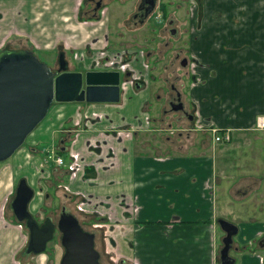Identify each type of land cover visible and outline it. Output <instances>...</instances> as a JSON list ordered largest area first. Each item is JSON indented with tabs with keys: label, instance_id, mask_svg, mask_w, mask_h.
I'll use <instances>...</instances> for the list:
<instances>
[{
	"label": "crops",
	"instance_id": "obj_1",
	"mask_svg": "<svg viewBox=\"0 0 264 264\" xmlns=\"http://www.w3.org/2000/svg\"><path fill=\"white\" fill-rule=\"evenodd\" d=\"M2 2L18 12L9 16L0 12V49L5 43L25 44L24 38H30L39 48L63 53L71 72L89 69L93 54L101 50L129 52L108 47L105 32L112 29L105 21L106 7L100 17L92 10L86 17L88 12L81 11L86 0H42L41 12L21 0ZM190 19L186 48L191 63L184 91L193 114L192 129L181 128L184 135L179 140L185 146L167 136L155 139L154 146L144 138L147 86H123L114 104L50 105L27 135L25 147L7 159L10 164L0 165V264H32L31 260L46 264L48 260L43 255L24 257L27 234L2 206L23 176L37 187V192L32 189L35 209L41 206L40 193L45 178L51 176L47 169L51 173L57 167L52 160L50 165L42 162L50 151L67 160L65 165L62 162L64 167L72 163L68 155L80 161L72 187L93 193L90 220L102 244L105 240L109 263L218 264L223 234L216 220L238 219L230 222L237 228L229 250L232 255L228 252L233 264H264V208L248 216L236 214L242 212L243 187H264V176L259 178L264 166L260 170L256 159L264 150V131L253 129L256 120L264 117V0H196ZM108 36L113 37V31ZM134 118L145 125L136 128ZM212 128L226 131L234 143L229 148L231 161L224 145L212 141L208 132ZM103 141L104 146L99 144ZM93 144L99 147L92 149ZM244 148L253 157L241 162L237 157ZM252 158L256 160L251 162ZM64 167H57L64 174L62 181L67 177ZM233 191L241 192L235 204ZM219 201L223 208H218Z\"/></svg>",
	"mask_w": 264,
	"mask_h": 264
},
{
	"label": "rangeland",
	"instance_id": "obj_2",
	"mask_svg": "<svg viewBox=\"0 0 264 264\" xmlns=\"http://www.w3.org/2000/svg\"><path fill=\"white\" fill-rule=\"evenodd\" d=\"M22 3L31 6H37L39 9V12L42 11L43 2L42 0H21ZM93 2H88V4L85 3L83 9L81 11L88 12L86 17L90 14V11L93 10L94 6ZM102 6L107 8V14H106V24L107 27L109 26L111 32L108 31V28L105 33H107V39H108V47L114 50L120 49V48H126L129 49L128 54L130 55V62L127 64V69L131 72H138L137 69H139V74L141 81L139 80V84L142 87L147 86L149 88V101L146 103V111L147 117H144V121L147 125L145 130V136L144 138H148L149 143L154 146L155 144H152L155 139L160 138L161 140L164 139L165 136L171 137L173 141L176 143V145H180L183 147L185 146L184 140L181 139L180 136H183L184 134L181 132V128L188 126L189 121L185 117H182L180 113L178 112H170L168 107H166V102L169 100V98L173 95L172 88L174 90L179 92L181 102L186 105L185 103V84L188 80V73L187 68L188 63L191 62V59L187 54L185 53L186 48L185 46V40H186V32L189 30L190 26V18H191V12L195 8L196 0H156V7L154 8L153 12L151 13L150 17L145 19L142 23H138L135 19H132V14L135 11L137 0H101ZM15 4V3H13ZM6 2L0 3V12L3 13L5 16H9L10 14H16L17 10L9 9L8 7H5ZM12 8H15V5H12ZM159 8H163V14L164 18L160 20L153 19V16L155 15V12L158 11V13H161V10ZM160 10V11H159ZM82 13V12H81ZM80 13V15H81ZM162 14V13H161ZM162 14V15H163ZM84 15L81 16V18H86ZM168 19L172 20V23L170 25L166 24V21ZM163 20V21H162ZM17 30V29H16ZM169 30H171L173 33L170 34ZM19 31V30H18ZM113 31V37L109 38L108 34L111 35ZM11 35H14L13 33H10ZM25 37V36H20ZM26 40L25 44L20 45H13L10 43L5 46H3L0 50L6 49V50H17L18 48L21 49H28L27 51H30L38 61L44 63L47 67L55 68L56 66V60L59 50L54 52H48L45 50V48H39L36 44L33 43V40L30 38H24ZM88 48V45L84 48L85 50ZM92 51H96L95 47L91 48ZM47 51V52H46ZM87 51V50H86ZM184 51V52H183ZM138 52L141 53L137 54ZM90 53V52H89ZM121 53L115 54L120 55ZM134 56V61L131 62V59ZM140 61L139 65L138 60ZM185 60V66H180V60ZM141 66H144L142 68ZM88 67H90L88 63ZM187 74V75H186ZM130 79L123 80V83L125 84V87H131L133 89V86L129 83ZM132 84V83H131ZM121 90L119 91V93ZM56 103H52L51 107L55 105ZM166 110L165 112L163 110ZM169 110V111H168ZM188 112H191L188 110ZM190 114V113H189ZM178 117H181L182 124H179ZM135 124L136 128L140 126H144L143 124H137L135 121V118L131 120ZM149 128L151 130H149ZM255 131H264V130H257L255 126L253 127ZM137 129H134L136 131ZM180 132V133H179ZM225 133V131H222L221 133ZM220 133V135H221ZM29 135V134H28ZM151 137V139H150ZM159 139V140H160ZM183 139V138H182ZM27 141V138H25L22 145L16 150L18 151L22 147H25V143ZM213 141V139H212ZM93 141H90L92 143ZM214 142V141H213ZM73 143V141H72ZM216 143V142H214ZM219 145H224V148L226 150V155L228 161L232 160L230 156V147H233V142L229 138L228 142H220L217 143ZM96 146L95 144H93ZM14 151V153L16 152ZM244 154L239 155L237 159H240L241 162L246 159H249L250 157H253L251 155H246V150L244 148L243 150ZM55 153V154H54ZM251 154V153H250ZM59 155V152H52L45 153V157L42 159V162L48 163V165L51 164V160L53 161L54 165L56 166V163L54 162V157H58L65 162H67L66 159H62ZM52 157V158H51ZM68 157L71 159V169L69 170V164L68 166L64 167L63 164L57 165V167H61L63 169H67V177H65V180H59L60 176L63 179V173L60 168L55 167L56 170L51 171L47 169V175L51 176L45 178V190L44 193H40V195L43 197V203L41 204L40 208L35 209L33 202L29 203L28 211H36L37 222H41L43 218L49 219L52 223H55L57 221L58 216L61 214V210L63 209L66 214H71L73 217L77 218L80 222V224L83 226V228L90 232L94 230L92 228V221L90 220V212L92 202H94V197L92 192H84L83 190H80L78 188L72 187V182L74 181L75 177L72 178L70 174H75V171L77 169V166H79L81 163L80 161L77 162L75 159V155H68ZM9 159V158H8ZM259 161V169L264 166V150H260L258 152V157L256 158ZM254 158L251 159V162L256 160ZM49 160V161H48ZM8 162H0V165L3 163L10 164V160H7ZM65 162L64 165H65ZM235 162V161H234ZM52 163V165H53ZM229 167H231V163L229 164ZM249 167V163L245 165V168ZM83 168V167H82ZM242 168V172L244 171ZM261 170V169H260ZM259 170V171H260ZM53 172V173H52ZM264 173V171L262 170ZM9 173V170L5 168L3 174L7 175ZM262 173V174H263ZM62 174V175H61ZM252 174V173H251ZM250 174V175H251ZM264 175H259V178L262 179ZM23 178H26L23 176ZM52 178V179H51ZM40 182V179H38ZM54 182H53V181ZM248 180V179H247ZM1 181V180H0ZM8 181V180H7ZM10 181V180H9ZM8 181V182H9ZM30 186L31 189L37 190L36 185L30 184V179L26 181ZM263 182V181H262ZM261 182V183H262ZM40 184V183H38ZM250 187H243L242 188V206L241 211L242 212H236L238 215H245L248 216L250 212L255 210H261L264 207V187L257 186L256 184L253 186L250 184ZM42 188V187H41ZM37 192V191H36ZM47 194V197L45 198V195ZM241 192L234 193V191L231 193V200L236 203L234 200L241 198L240 197ZM39 196V195H38ZM40 197V196H39ZM10 201V197H9ZM36 201V199H35ZM88 201L90 203H88ZM92 201V202H91ZM37 202V201H36ZM223 201H219L217 206L218 208H223ZM237 205V204H236ZM6 208V207H5ZM229 209V205H228ZM234 211H240V208L234 207ZM246 211V213H245ZM244 216V217H245ZM76 219V220H77ZM228 222H239L238 219L230 220L227 219ZM247 220V219H242ZM20 224V226L24 227V222L20 221L17 222ZM24 230L25 227H24ZM27 231V230H26ZM95 233L94 236V249H97V252L99 254V259L101 262L100 264H111L109 263V255L106 253L105 250V240L104 244H102V241H100V232L93 231ZM93 234V233H92ZM59 238L60 234L55 230L52 239L46 244L45 250L38 254L43 255L47 260L46 264H58L57 260L62 255V248L59 244ZM104 238V237H103ZM102 240V237H101ZM264 248V247H263ZM37 255V256H38ZM229 255H232V252H229ZM23 256V255H22ZM36 255L29 254V256H24L26 259H29L31 257H35ZM53 256V257H52ZM98 259V261H99ZM33 260L29 261V263H32Z\"/></svg>",
	"mask_w": 264,
	"mask_h": 264
},
{
	"label": "water",
	"instance_id": "obj_3",
	"mask_svg": "<svg viewBox=\"0 0 264 264\" xmlns=\"http://www.w3.org/2000/svg\"><path fill=\"white\" fill-rule=\"evenodd\" d=\"M145 3L148 4L146 14L153 3ZM56 64L57 69L52 71L30 51H0V162L22 145L52 103L114 104L119 101L118 72L67 71L63 53L58 54ZM31 196L32 190L23 178L20 179L10 208L15 220L23 221L27 229L25 253L39 254L50 241L54 226L49 219L39 227L33 221L26 210ZM216 225L223 234L218 264H233L228 252L237 228L223 219H217ZM55 229L60 234L59 244L63 251L58 264H99L93 234L83 231L75 217L62 209Z\"/></svg>",
	"mask_w": 264,
	"mask_h": 264
},
{
	"label": "flooded vegetation",
	"instance_id": "obj_4",
	"mask_svg": "<svg viewBox=\"0 0 264 264\" xmlns=\"http://www.w3.org/2000/svg\"><path fill=\"white\" fill-rule=\"evenodd\" d=\"M86 1H89V2H93L94 1V6H93V10H92V13L93 14H96V12L98 11V15H97V17H100V15H101V13H103V11H104V8L105 7H103L102 6V3H101V0H86ZM145 1H152V3H153V6H152V9L148 12V13H146L145 14V10L148 8V4L147 3H145ZM96 6H99V7H96ZM156 7V0H137V3H136V7H135V11H134V13L132 14V19H135L139 24L140 23H142L145 19H147V18H149L150 17V15H151V13L153 12V10H154V8ZM103 9V10H102ZM160 9V8H159ZM102 10V11H101ZM99 11H101V12H99ZM160 11V10H159ZM162 14H163V12H161ZM159 14L158 13V11H156L155 12V15L153 16V19H155V20H160V19H162V18H164V15H162V14ZM163 21V20H162ZM172 23V20L171 19H168L167 21H166V24L167 25H170ZM189 31V30H188ZM188 31L186 32V38H187V35H188ZM169 33L170 34H172L173 32L171 31V30H169ZM187 44H188V39H186L185 40V48H186V46H187ZM101 52H103L104 54L103 55H100V57H99V53H101ZM184 52V51H183ZM185 53L188 55V52H187V48H186V50H185ZM137 54H139V56L141 55V53L140 52H138ZM130 55H131V53H127V52H123L122 54H120V55H116L115 56V54H110V53H108L106 50H101V51H99L98 53H96V54H93V59H92V61H91V63H90V67H89V69H85V70H92V71H107V72H109V71H116V72H118V74H119V91H120V89L125 85L124 83H123V80H127V79H130L129 80V83H130V85H132L133 87H135V88H137V89H139V88H141V85L138 83L139 82V80L141 81V79H140V76H142V75H140L139 74V70H138V72H131V71H129L128 69H127V64L130 62ZM76 56V55H75ZM134 56L135 55H133V58L131 59V62H133L134 61ZM107 58H108V60H107ZM111 60H113L114 62H112ZM56 62H57V60H56ZM190 63L191 62H189L187 65H188V67L190 66ZM180 65H184L185 66V60L184 59H182V60H180ZM140 66V65H139ZM142 68H144V66H141ZM50 68V67H49ZM52 71H55L56 69H57V64H56V66H55V68L53 69V68H50ZM84 70V71H85ZM132 83V84H131ZM171 89H172V92H173V95L169 98V100L166 102V107H168V109L170 110V112H178V113H180L181 114V116L182 117H185L186 119H187V121L188 120H190L189 121V124H188V126H189V128L190 129H192V121H191V119H192V114H193V112L191 111V112H188V106H186V105H184L182 102H181V99H180V95H179V92L178 91H176V90H174V88H172V87H170ZM168 110V111H169ZM164 112L166 111L165 109L163 110ZM190 113V114H189ZM146 118H148L147 117V115L145 116ZM178 118H181V117H178ZM148 125V124H147ZM195 130V129H194ZM217 130V129H216ZM187 131H189V130H187ZM220 131H222V130H220ZM209 132V131H208ZM226 132V131H225ZM224 133V132H223ZM210 135V134H209ZM228 135V134H227ZM99 144H102L103 146L104 145H106V143L103 141L102 143H99ZM99 144H97V146L99 145ZM97 146H95L94 148H92V149H97L98 147ZM105 155L106 156H108L107 155V153H105ZM77 168L78 169H80V167H78L77 166ZM72 177L74 176L75 177V174H70ZM23 177H20V178H18L16 181H15V183L13 184V186H12V192H11V196H10V201L8 200V199H6L5 201H4V205L2 206V209L4 210V212L5 213H7V214H10L11 215V217H12V219H13V221L18 225V227H20V228H22V229H24V227H22V226H20V224L19 223H17L18 221H16L15 220V218H14V216H13V214H12V211H11V208H10V203H11V201L13 200V197H14V190H15V187H16V185H17V182L20 180V179H22ZM25 180V179H24ZM28 186V185H27ZM29 187V186H28ZM30 188V187H29ZM31 189V188H30ZM32 190V189H31ZM34 193H33V190H32V196H31V198H30V200H29V202H28V204H27V207H26V210H27V212H28V214L31 216V218L33 219V221H35V223L37 224V226L39 227L40 225H42L43 224V221L45 220V219H47V218H43L42 220H41V222H37V220H36V215H37V213H36V211H32L31 212V210H29L28 211V208H29V203H31L32 202V200H33V197H34V195H33ZM6 207V208H5ZM38 208H40V207H38ZM37 208V209H38ZM3 212V213H4ZM78 221V220H77ZM51 222V221H50ZM52 223V222H51ZM53 224V226H54V229H53V232H52V236H51V239H52V237H53V234H54V232H55V225H56V222L55 223H52ZM78 224L80 225V227H81V229L83 230V231H85V232H87L84 228H83V226L80 224V222L78 221ZM26 229V228H25ZM27 230V229H26ZM25 230V232H26V234H27V240H28V232ZM88 233H90V232H88ZM94 236V235H93ZM50 239V240H51ZM95 241V240H94ZM27 243V242H26ZM48 243V242H47ZM46 243V244H47ZM46 246V245H45ZM25 248H26V245H25ZM25 248H24V250H23V255L25 256H29V254H27V253H25ZM45 250V249H44ZM43 250V251H44ZM96 250V249H95ZM97 251V250H96ZM42 253V252H41ZM30 254H32V253H30ZM40 254V253H39ZM32 255H38V254H32ZM53 257V256H52ZM61 257V256H60ZM60 259V258H59ZM59 259L57 260L58 262L57 263H59ZM99 262H101L100 261V259H99ZM100 264V263H99Z\"/></svg>",
	"mask_w": 264,
	"mask_h": 264
},
{
	"label": "built area",
	"instance_id": "obj_5",
	"mask_svg": "<svg viewBox=\"0 0 264 264\" xmlns=\"http://www.w3.org/2000/svg\"><path fill=\"white\" fill-rule=\"evenodd\" d=\"M103 54H104L103 52L99 53V57H100V55H103ZM107 60H108V58H107ZM111 61L114 62L113 60H111ZM254 126H255V128L257 130H264V117H259L256 120ZM221 132L222 131L216 130L214 128L209 129V134H210V136H211V138L213 139L214 142H216V143L228 142V140H229V136L227 135L228 133L227 132L221 133ZM220 133H221V135H220ZM54 162L56 163V165H61L62 164L61 159L58 158V157H54ZM71 166H73V164H71L69 166V170L71 169Z\"/></svg>",
	"mask_w": 264,
	"mask_h": 264
},
{
	"label": "bare ground",
	"instance_id": "obj_6",
	"mask_svg": "<svg viewBox=\"0 0 264 264\" xmlns=\"http://www.w3.org/2000/svg\"><path fill=\"white\" fill-rule=\"evenodd\" d=\"M78 222V221H77ZM80 226V225H79Z\"/></svg>",
	"mask_w": 264,
	"mask_h": 264
},
{
	"label": "trees",
	"instance_id": "obj_7",
	"mask_svg": "<svg viewBox=\"0 0 264 264\" xmlns=\"http://www.w3.org/2000/svg\"><path fill=\"white\" fill-rule=\"evenodd\" d=\"M164 15V14H163Z\"/></svg>",
	"mask_w": 264,
	"mask_h": 264
}]
</instances>
